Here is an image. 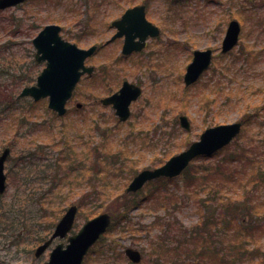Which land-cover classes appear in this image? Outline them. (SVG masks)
Listing matches in <instances>:
<instances>
[{
	"label": "rangeland",
	"instance_id": "obj_1",
	"mask_svg": "<svg viewBox=\"0 0 264 264\" xmlns=\"http://www.w3.org/2000/svg\"><path fill=\"white\" fill-rule=\"evenodd\" d=\"M142 1L149 5V18L161 27L160 36L151 38L141 52L126 56L121 40L100 47L87 58L95 71L81 77L67 113L58 115L49 108L48 97L36 101L18 96L37 82L45 66L36 60L33 43L40 28L58 23L63 37L80 47L105 43L114 32L111 21ZM51 2L29 0L0 10V156L10 149L4 161L6 191L0 193V264L45 263L51 249L66 244L67 238H56L38 257L36 248L72 203L80 204L71 234L101 212L112 215L111 225L83 264H133L125 254L128 246L142 251L141 264H157L159 259L161 264H186L190 256H201V264H224L223 254L212 249V243L221 240L225 246L243 243L249 250L251 259L231 264H264V178L256 180L252 160L246 159L244 165L236 157L257 156L264 167V0H101V7L85 0ZM234 18L242 26L239 42L224 54L222 41ZM209 47L215 52L211 68L198 82L185 85L193 51ZM125 79L139 83L143 93L132 103L131 117L120 122L113 106L101 99L117 91ZM215 79L221 82L213 89ZM181 115L188 116L190 130L181 126ZM247 118L251 121L243 125L236 144L192 162L213 167L231 156L235 161L224 163L232 178L191 167L189 174L146 183L128 196L126 205L121 194L136 174L131 175L130 168H154L186 149L207 127ZM102 133L107 136L103 155H108L106 148L128 157L122 171L114 169L111 174L106 170L109 164L96 165L99 174L91 171L92 145ZM64 171H69L68 180L57 184L54 175ZM217 179L230 188L228 196L235 200L237 212L224 216L221 208L207 201L206 186L216 188ZM213 213L214 224H205L214 226L208 231L212 237L207 233L194 237L192 232L201 231ZM228 219L230 226L242 228L244 236L233 228L225 235L221 232ZM166 227L172 229L170 236L182 238V247L164 248Z\"/></svg>",
	"mask_w": 264,
	"mask_h": 264
},
{
	"label": "water",
	"instance_id": "obj_2",
	"mask_svg": "<svg viewBox=\"0 0 264 264\" xmlns=\"http://www.w3.org/2000/svg\"><path fill=\"white\" fill-rule=\"evenodd\" d=\"M23 0H0V8L10 6ZM142 8L133 7L128 9L121 20L115 22L118 32L114 35H125L123 52L130 53L133 50H141L145 40L158 32L156 26H152L145 18ZM60 26L47 25L35 38L34 45L37 48L36 58L39 61L46 60V67L37 78V83L23 88L19 96L32 95L36 100L49 96V106L63 115L67 111L66 103L72 96L73 90L81 76L88 72L92 73L93 67L85 65V59L93 54L96 46L88 49L80 48L75 43L64 40L59 34ZM241 24L238 20L230 21L222 43V51L227 52L239 41ZM139 40H135L136 37ZM213 57V49H196L194 57L189 63L185 74L187 85L196 81L200 75L209 68ZM142 92L140 86L124 81L122 87L115 93L102 98L104 104H113L116 114L121 121H125L131 114L130 105ZM78 103V106H81ZM181 125L185 129L191 128L190 121L186 115L180 117ZM242 122L218 124L206 128L198 140L193 141L186 149L173 155L163 165L155 168H145L137 173L129 186L128 192L139 190L147 181L161 177H174L179 175L199 155H212L222 147L228 145L241 131ZM10 152L9 148L3 151L0 156V192L6 188V174L4 173V161ZM77 205H71L58 222L53 236L50 240L40 245L36 254L39 255L50 244L55 236L64 237L72 229L76 214ZM111 215L102 212L86 221L82 227L68 238L64 247L63 243L58 244L48 262L45 264H82L83 259L90 247L104 234L111 224ZM126 254L135 263L142 260V253L139 249L127 247Z\"/></svg>",
	"mask_w": 264,
	"mask_h": 264
},
{
	"label": "trees",
	"instance_id": "obj_3",
	"mask_svg": "<svg viewBox=\"0 0 264 264\" xmlns=\"http://www.w3.org/2000/svg\"><path fill=\"white\" fill-rule=\"evenodd\" d=\"M225 68L226 70H229V65L226 66L225 65ZM224 68V67H223ZM221 81H219L218 79H215V81L213 82L212 85H210L211 88H216L219 84H220ZM220 88V87H219ZM208 106L210 107L211 106V102H208ZM258 116V115H256ZM251 121V118H247V120H244V124H249V122ZM117 123V122H116ZM118 124V123H117ZM176 125V124H175ZM138 137H139V134H138ZM239 137L241 138L242 137V133L238 136V138L233 142L234 144L237 143V140L239 139ZM107 138L106 136V133H102L101 134V137H100V141H97L95 143H93V154H94V160L92 161L91 165H90V168H91V171H93V173H96V174H99L101 172L100 169L96 168V165H102L104 164H109L111 167H109L108 169H106L108 172H110L111 174L112 173H116V170H123L124 168V162L126 161L125 158H128L124 152H117V153H112L111 151H107L106 148H104L103 150H105L107 152L108 155H103L100 151L103 147V145H105V139ZM142 138V137H141ZM144 139V138H143ZM228 147V146H227ZM225 147V148H227ZM224 148V149H225ZM221 151V150H220ZM241 151H244V148H242L240 150ZM240 154V153H239ZM237 155L236 157L238 158L237 160H239L240 162H244V165H246V161L249 160L253 163V167H254V171H253V174H255V178L256 180H262V178H264V167L262 165H260V161L257 159L258 157L257 156H251V158H249L248 156H245V159H243V156L241 155ZM121 155V156H120ZM108 156H110L109 158H107ZM116 156L118 159L116 160H109L110 158ZM115 157V158H116ZM231 157V156H230ZM229 159H222L218 164H216L215 166L211 167V166H203V168L201 167H197V166H194V165H190L185 171H184V174H189L191 172V167L194 168V171L198 172V171H204V172H208V174H211V173H220V174H224V175H227L226 177L228 178H232L231 176V173L228 172V170H225V169H228V168H225L226 166V163H224V161H226L227 163H229L230 161L233 162L235 161V159L233 158H230ZM39 158V157H38ZM247 159V160H246ZM120 161H123V163H121ZM238 161V162H239ZM76 162V161H75ZM70 163V162H68ZM117 163H120V165H118ZM51 164H48L46 166V168H50L51 167ZM59 164V162H58ZM57 164V166H59ZM71 164V163H70ZM103 165V167H104ZM99 167V168H101ZM102 167V168H103ZM73 168H76L73 167ZM105 168V167H104ZM233 172L235 170L231 169ZM137 169L132 167L130 168V170L128 171L131 175H134L135 173H137ZM66 172V173H65ZM64 173V174H63ZM63 173L59 174V175H54V179L56 180L57 179V184H59L60 182L62 181H67L68 179H66L65 177H69V171H64ZM228 173V174H226ZM205 173H203L202 177L204 179H206L207 177H205L206 175H204ZM57 177V178H56ZM96 177V175H95ZM251 178H253L252 176H250ZM92 178V177H91ZM90 177L88 178L89 180L91 179ZM197 178V177H196ZM66 179V180H65ZM96 179V178H95ZM162 179H165V180H168V178H159L158 180H162ZM55 180H53L52 182L54 183V185H56L55 183ZM97 180V179H96ZM226 180V179H225ZM69 182V181H68ZM216 184H214L216 186V188H212L209 184H207L206 186V189L208 190V199L207 201L209 203H211V205L213 204L215 206V208H221V211L223 213L224 216H227V214H232V213H235L237 212V206H234V204H236L233 200V197L231 195L228 196V190L227 188H229L225 182H221L219 179H217L215 181ZM230 189V188H229ZM92 192H94V196L95 198H99V192H97L94 188V190H92ZM222 192H226V193H222ZM220 193H222L220 195ZM131 195V193H122L121 196L126 200V205H127V199H128V196ZM80 204V203H78ZM125 206V205H124ZM216 212L218 213V209H216ZM216 213V214H217ZM214 213L211 214V215H208L205 219V221L203 222L204 226L202 227V230L199 231L196 229L195 233L192 232V235H195L194 237L196 236H201V235H204L205 233H207L205 236L208 238V237H212L211 236V233H209L208 231L211 230L214 226H210V227H207L206 228V223H209V224H214ZM231 220L232 219H228L227 221H224L222 222V227L224 228V231L221 230V232H223V234L225 235V233L227 234L229 230H231V228L233 229H238V226H230V223H231ZM212 222V223H211ZM256 222V219L255 221ZM241 223L242 224H245L242 220H241ZM195 227V226H194ZM195 229V228H194ZM240 230H242V228L240 227L239 228ZM238 229V230H239ZM239 230V233L240 235H243ZM244 231V230H243ZM164 232L166 233V235H168L167 237V240L168 242L162 244L164 245V248L166 250H170V248H174V249H178L180 247H182V238L179 239V237H176V235H172L170 236V232L172 233V229L170 230V228L166 227V229H164ZM231 232V231H230ZM250 232V231H249ZM189 237L186 239V243L188 242V240L191 238V233H189ZM244 236V235H243ZM172 241H176V242H172ZM173 244H176L175 246H173ZM171 246L169 249L167 248L168 246ZM204 249H209L208 247H204ZM212 249L213 251L215 252H218L220 254H223L222 255V258H221V262L224 263V264H231V263H234V262H237L239 261L240 263L244 261V259H246L248 256L250 257L251 259V256L249 254H247V252H249L248 249L244 248V245L243 243H234V244H230L225 246V242L223 240L220 241V243L214 245L212 243ZM207 251V250H206ZM230 252V254H229ZM247 254V255H246ZM227 257L229 259V261H227ZM231 257V258H230ZM195 259H192V257H188L187 259V263L186 264H201V256H196L194 257ZM157 264H161V260L159 259L157 262Z\"/></svg>",
	"mask_w": 264,
	"mask_h": 264
},
{
	"label": "flooded vegetation",
	"instance_id": "obj_4",
	"mask_svg": "<svg viewBox=\"0 0 264 264\" xmlns=\"http://www.w3.org/2000/svg\"><path fill=\"white\" fill-rule=\"evenodd\" d=\"M25 1H29V0H23V1H21V2H19V3H17V4H15V5H10V6H6V7H4V8H0V10H5V9H7V8H10V7H13V6H19V5H21L22 3H24ZM37 3H42V2H45V3H48V2H51V3H60L59 2V0H35ZM85 1H91V2H93V3H96L97 5H99V7H101V5H102V2H99V1H101V0H85ZM130 7H137V8H142V11L141 12H144V15H145V18H146V20L148 21V22H150L151 24H152V26L154 25V26H156L157 27V29H158V33L157 34H155V35H151L150 33H151V31H152V28L151 27H149L148 28V31L150 32L149 34H148V36H147V39H146V44H145V48L148 46V44H149V42H150V39L151 38H155V37H159L160 36V34H161V27L158 25V24H156L153 20H151L150 18H149V16H148V13H149V5H148V3H147V1H142V2H140V3H136V4H134V5H132V6H130ZM130 7H128V8H130ZM127 8V9H128ZM126 9V10H127ZM125 10V11H126ZM124 11V12H125ZM124 12L122 13V15L120 16V17H118V18H115V19H113L112 21H111V26H110V29L111 30H114V32H113V34L111 35V37L109 38V39H107L106 41H105V43H101V44H96V43H94V44H92V45H96V51H98V49L100 48V47H102L103 45L104 46H106V45H109V44H111V43H114V42H116V41H118V40H121L122 41V48H121V52H122V54L123 55H131V54H133V53H137V52H141L142 50H144V49H142L141 51H134V52H132V53H130V54H124L123 53V48H124V43H125V35H122V36H116L115 38H114V35L118 32V28H117V26H116V24H115V22L116 21H118V20H121L122 19V17H123V14H124ZM48 24H55V25H58V26H60V34L62 35V30H63V27H62V25H60V24H58V23H48ZM29 25H31V24H29ZM47 25V24H46ZM90 25V24H89ZM44 27V26H43ZM43 27L42 28H40V30L37 32V34L43 29ZM36 34V35H37ZM35 35V36H36ZM35 36H34V38H35ZM63 36V35H62ZM34 38H33V41H34ZM66 39V38H65ZM138 39V37H136L135 38V40H137ZM66 40H69V39H66ZM69 41H71V40H69ZM73 42V41H72ZM92 45H90V46H92ZM209 48H212V47H209ZM212 49H214V48H212ZM92 67H95L94 65H92ZM91 76V75H90ZM136 83V82H135ZM141 88H142V86L139 84V83H137ZM142 93H143V89H142ZM58 238V237H57ZM56 238L54 237L51 241V243L47 246V248L43 251V252H41L38 256H41L42 254H44L45 253V251H47L48 249H49V247H51V245H52V243L54 242V240H55ZM52 250V249H51ZM51 252V251H50ZM37 256V257H38ZM49 256H50V254H49Z\"/></svg>",
	"mask_w": 264,
	"mask_h": 264
}]
</instances>
